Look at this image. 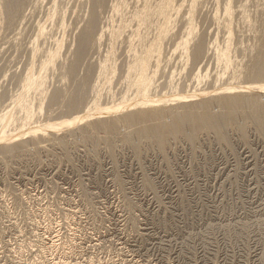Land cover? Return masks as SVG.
Returning <instances> with one entry per match:
<instances>
[{
  "label": "rangeland",
  "instance_id": "1",
  "mask_svg": "<svg viewBox=\"0 0 264 264\" xmlns=\"http://www.w3.org/2000/svg\"><path fill=\"white\" fill-rule=\"evenodd\" d=\"M50 1L19 0L10 13L0 12V113L44 58L32 61L29 53L37 26L46 24L50 33L41 41L42 53L54 48L55 39L64 40L46 73L44 96L33 103L35 127L128 100L198 93L195 99L208 98L199 91L264 83L244 75L264 0H163L144 45L149 0H106L99 10L90 0H54L63 14L56 8L59 16L51 23ZM88 11L99 18L96 30L102 34L96 32L95 41L102 39L90 43L76 80L67 68L75 62V42ZM201 37L203 56L196 61L191 52ZM134 52L138 61L124 72ZM75 81L86 94L82 111L73 114L64 101ZM54 91L61 92L53 103ZM154 105L118 116L150 113L158 108ZM258 113L236 115L220 131L198 128L191 139L188 124L177 135L159 129L157 140L122 138L132 129L127 126L116 135L82 139L80 129L95 115L77 127L40 130L36 139L27 134L24 141L32 142L24 151L0 154V264H264V113Z\"/></svg>",
  "mask_w": 264,
  "mask_h": 264
},
{
  "label": "bare ground",
  "instance_id": "2",
  "mask_svg": "<svg viewBox=\"0 0 264 264\" xmlns=\"http://www.w3.org/2000/svg\"><path fill=\"white\" fill-rule=\"evenodd\" d=\"M0 1H1L0 2V12H2V10L5 8L10 13L11 12L10 10L13 8V4L16 1H19V0H0ZM21 1L22 0H20V2ZM90 1L92 2V4L94 3L93 5H95L96 8L97 7L104 8L103 6H105L107 4V3H105L106 0H90ZM149 1H148L149 4L147 6L144 4L147 7V8H145L146 11H144V12H146V14H145L146 21H145V25H144V27H145L144 30L145 31L143 32V36H141L142 40H140L141 43L143 41L147 40L149 37H151L152 32L154 30L153 26H155V25H153V23L155 24L154 20L156 19L154 17L157 16V15H155V13L157 14V11H158L159 7L162 8L161 4H163V0H149ZM247 1H249V0H245V3H247ZM50 2L53 3L52 4L53 9L51 11L50 16L48 17V19H49L48 22L51 23V21H53L55 16H57V17L59 16L58 11H60V13H62V12H61L60 9H58V7L60 6L58 4V2H56V4H58L57 5L58 7H56V4H55L54 0H52ZM133 2H134V0H133ZM146 3H147V1H146ZM139 6H141V4ZM244 6L246 7V5H244ZM56 8L58 9V11H57ZM94 8L92 10H96V11L99 10V8H97L98 10L94 9ZM142 8H143V5H142ZM5 9H4V11H5ZM103 10H106V9H103ZM143 10H144V8H143ZM96 11H94V12L92 11V13H91V11L90 12L88 11V13H91V14H89V17H88L89 19L86 20L87 22H85L83 24L84 26L81 27V30L79 29L80 33L78 34V39H76L77 42H75V43H77V45L76 46L74 45L75 48H76L75 51L77 52V53L74 52L76 55L73 54V57H76L75 58V62H74V59H73L72 60L73 63H69L70 65L67 68V75L68 74L71 75V76H75V74L77 75V70H79L77 67L81 68L78 65H81L83 63L82 62L80 64L79 62L83 61V59L85 60V58H86L85 53H86L87 50H89L88 48H89V45H91L90 43H92V45H93V42L95 41L96 32H97L96 28L99 26V24H98L99 18L97 17L98 15H96V13H95ZM139 11H141V10H138V12ZM7 12H5V14ZM136 12H134V14H136ZM100 13H101V10H100ZM140 15H142V14H140ZM136 16L137 15H135V18H136ZM12 17L14 18V16H12ZM7 18H9V17L7 16ZM143 18H144V16H143ZM2 19H4V17H2ZM101 19H102V17H101ZM258 19L259 20H257V23L255 24V28H256L255 31L257 32L256 37H254V41L255 42L253 43L252 47L249 48V50H248V55L250 56V59H251L250 60L251 64L249 63V65H251V66L250 67L248 66L249 68L247 67L248 69H246L245 74H244L248 79H252V80L253 79L254 80H261V79L264 78V47L263 48L260 47L261 42L264 45V12L263 11H262V15ZM4 20H6V19H4ZM7 20L10 21V20H13V19H10V20L7 19ZM17 20H16V22H17ZM56 20H59V19L57 18ZM137 20H135V21H137ZM227 21L228 20L226 18L225 19V23H227ZM7 22H4L6 26H8L6 24ZM142 22L140 21V24H143ZM8 24H10V23L8 22ZM58 24H59V22H58ZM60 24H59V27H60ZM97 24H98V26H97ZM48 25H50V24H48ZM0 27H1V25H0ZM62 27H60V28H62ZM2 28H4V26ZM47 28L48 27H47L46 24L37 26V35H36V37L33 40V44L31 43L32 45L30 46L31 49H30L29 53H30V57H32L31 58L32 61L36 60L39 56L41 57V55L44 54L43 55L44 58L43 57L40 58L41 59L40 63H39V65H37L38 66L37 72H34V70H32L34 73L30 74V72H29V74L26 75L25 83L21 86V89H20L21 92L18 94L17 97L12 99L10 104L7 105V108L5 110L3 109V111H1V113H0V154H5L7 156L12 157L13 155H16L17 152L24 151L26 149V147L28 146V144H29L28 142L30 140V137H32L33 135H36V134H40L39 133L40 130H42L41 132L44 133L43 130L46 129V128L48 129V127H49L51 129H53L52 132H54V131L57 132L56 130L59 131L60 128L67 129V128L73 127V126L77 127L78 125L83 124V122H85V121L92 120L93 119L92 116H94V115H95L94 119H95V121L96 120L97 121L95 122L93 120V121L89 122L88 124H86L83 128L80 129L81 132H82L80 135L83 136V137H81L82 139L95 140V139H97L98 136L100 138L102 136V138H103L104 137V133L103 132H106L109 136L112 135V134L114 135V133L116 135L117 131L121 128V126L122 127H124V126L126 127L127 126L129 128L131 127L132 129H130L129 132L125 133L124 136H122V138H127V140H128L131 136H133L134 134H137L138 136L146 138V139H149V140H151V139L157 140V139H159V137H162L161 130H163V133L165 135H169V134L177 135L178 133L183 131L182 128H183V125H185V124H188L191 127V129H192V133L190 134V139H191V138L194 137L196 131H198V128H212L213 127L217 131H220L221 124L223 122H226V120L234 119L236 115L242 114V115L248 117V115H253L254 116L256 114H259L258 112L264 113V83L263 84L254 83V84H251V85H248V86H243V85L234 86L233 85L234 87H232V85L230 86V84H227L228 86L227 85L224 86V87L221 86L222 88L219 87L218 89H216V87H214L215 89L214 90L212 89L211 92H208L207 90H206L207 92L199 91V92H203L202 94H203L204 97H207L209 95L208 98H202V97L200 98L199 97V98H197L198 100L195 99V97H197V95L200 94V93H198L197 95H186V94L180 95V94H178V95H175V96L174 95L171 96V94H170V96H168V97H166V96L165 97L164 96L163 97L162 96L161 97H155L154 96L152 98L144 97V98H140V100L139 99L138 100H128V101H125V103H117L115 105H111V107L97 108L96 110L94 109V112H89V113L87 112L85 114L81 113L82 115H78L77 117H73L71 119L69 118V120L67 119L64 122L61 121L59 123L60 125L57 122V124H53V125H49L48 124V127H47V125L40 126V127L39 126L35 127L36 125H34L33 122H32L33 121L32 118H33L34 114L36 113V112L34 113L35 106H34L33 103H36L37 100H38L37 103L40 102V98H42V96H44V92L46 91L45 90V82H46V79H47L46 73H47V71L51 70V68L53 66V63H54L53 60L55 59L57 53L59 52V50L61 48V45L64 43L63 42L64 40H62L61 41L62 43H61L60 40H56L55 39L53 41L54 46H52L54 48L52 50H49V51L46 50V52L42 53L43 50L45 51V48L41 49L42 48L40 46L41 45V41H45V39L49 38L48 35H50V33H48V31H47L48 30ZM49 30H50V28H49ZM0 31L3 32L2 30H0ZM63 31H65V29ZM191 31H192V29H191V27H189L188 28V35L191 34ZM18 33L19 32H17V34ZM97 34L99 36H101L100 34H102V32H99V33L97 32ZM141 38H139V39H141ZM10 39H11V37H10ZM98 39H99V37H97L96 41H100L102 38L100 40H98ZM50 40H52V36H51ZM197 40H199V41H196L197 44L195 45L194 49L191 52V57L193 58V60H196L199 57H201L200 55H202V53L204 51V48H203L204 45L202 43L203 42L202 37L200 39H197ZM45 42H47V41H45ZM67 43L68 42H66V44ZM47 44H45V45L47 46ZM97 45H99V44H97ZM98 47H100V46H98ZM92 48L93 47H91V50H92ZM94 48H95V46H94ZM138 51H139V49H138ZM89 53H90V51H89ZM131 56H130L131 60L129 62H128L129 59L127 61H125V62H128V63H125V67L123 68L124 72H125V69L127 68V64H129L128 69L131 70V66L136 64V62L138 61L136 59V57H137V53L136 52H134V54L131 55ZM87 58H88V56H87ZM36 61H34V62H36ZM64 64H63V66H64ZM88 68H89V66H88ZM81 70H83V69H81ZM65 72H66V69H65ZM89 72H90V70H89ZM121 72L122 71H120V73ZM124 72H122V73L124 74ZM85 74L86 73L84 72V75ZM67 75L65 74V76H67ZM88 75L89 74H87V76ZM90 76H88V77H90ZM121 76H122V74H121ZM129 76H130V74H129ZM131 76H132V73H131ZM76 77L77 76H75L73 78L76 79ZM117 77L120 78V76H117ZM73 78L71 79V83L74 80ZM79 78H80V80L83 81L82 83L84 84V82H85V79L83 80L84 77H79ZM121 78L126 80L125 76L121 77ZM127 78H129V77L127 76ZM123 79H122V83H124L123 85H125V81H123ZM117 80L120 81L121 79L120 80L117 79ZM128 80L129 79H127V81ZM75 83H76V86L73 87V85H72L73 88L70 89L72 91V93L70 94L68 92L69 95H68L67 98H65L66 100L64 101V104H65V107H66L65 109H67V113L69 111L70 112L73 111L72 112L73 114H74V112L76 114V112L78 113L79 111L80 112L82 111L83 106H85L84 105L85 101H84L83 98H85L84 94H86V93H84V90L83 91L80 90L82 86L80 87V89H78V87H77L81 83L78 84V85H77L76 81L74 82V84ZM86 84H88V82L87 83L85 82V85ZM115 84H116V82H115ZM117 84H120V83L117 82ZM115 86L116 85H114L112 87L115 88ZM61 88H63V87H61ZM64 89H66V88H64ZM244 90H247V91L243 92ZM81 91L83 92V95H81ZM60 92L61 91H57V92L54 91V94L52 93L53 96H52V94L50 95V96H52V98H51L52 102L54 100H56V101L58 100V97L60 96ZM125 92H126V90H124V91L120 90V92H119L120 96L124 95ZM31 94H32V96L34 98V101L31 100L32 99ZM113 95H114V93H113ZM30 96H31V98H30ZM176 102L177 103L180 102L181 104L180 105H169V104H173V103H176ZM142 104H145L146 107H148L147 104L148 105L149 104L150 105L151 104H155L154 106H156L158 108L154 109V111L150 112V113L146 112V111H142V112L140 111V112L135 113V114H132L131 112H128V113H131V114H127L124 117H119L118 116V113L126 112V111H129V110L134 109V108H138L140 105L142 106ZM37 105H36V107H39ZM213 106L214 107L217 106L218 111L215 110V111H217V113H214L212 111V107ZM40 107H42V106L40 105ZM142 110H144V109H142ZM147 110H151V108L150 109L147 108ZM114 114H117L118 117L115 116ZM102 115H104V116L107 115L108 117L111 116V115H114V116L111 117V119H107V118H101ZM97 116H101V117L99 118ZM96 117L98 119H96ZM259 122H260V120L257 119L256 123H259ZM159 129H161L160 130V134L157 133L159 131ZM123 130H124V128H123ZM125 131H126V129H125ZM127 131H128V129H127ZM48 132L46 131V133H48ZM27 134H30L31 136L29 138L26 137L29 140L24 141L25 139H23V138ZM55 135L54 136L57 138L58 134H55ZM42 136H44V135H42ZM41 137H40V139H41ZM55 137H53V138H55ZM59 137H60V135H59ZM106 137H108V136H106ZM53 138L51 137L52 140H54ZM56 138H55V140H57ZM35 139H34V141L36 142ZM59 140L61 142L60 144L62 145V143H64L62 141V138H59ZM83 141H85V140H83ZM54 143H57V142L55 141ZM34 144H36V143H34ZM37 144H39V143H37ZM29 146H31V145H29ZM64 146H66V145H64ZM35 148H36V146H35Z\"/></svg>",
  "mask_w": 264,
  "mask_h": 264
}]
</instances>
